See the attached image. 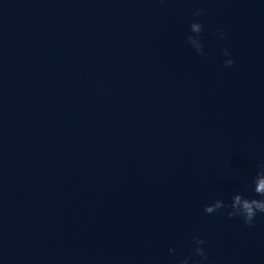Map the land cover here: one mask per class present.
Wrapping results in <instances>:
<instances>
[{"label": "water", "instance_id": "water-1", "mask_svg": "<svg viewBox=\"0 0 264 264\" xmlns=\"http://www.w3.org/2000/svg\"><path fill=\"white\" fill-rule=\"evenodd\" d=\"M262 162L264 0H0V192L53 264H264V214L204 212Z\"/></svg>", "mask_w": 264, "mask_h": 264}, {"label": "clouds", "instance_id": "clouds-1", "mask_svg": "<svg viewBox=\"0 0 264 264\" xmlns=\"http://www.w3.org/2000/svg\"><path fill=\"white\" fill-rule=\"evenodd\" d=\"M202 13L201 9H196L193 12L194 17L200 16ZM189 30L192 35L187 36L186 43L191 45L198 55H207L203 51V47L200 41V34L204 31L203 25L198 21L194 20L189 25ZM216 33L223 38V33L221 29H216ZM222 53L225 57L229 56L228 50L222 49ZM225 67H230L234 64V60L231 58L225 59L223 61ZM252 191L255 193L257 198H248L240 193H235L231 197V203L226 204L221 199L214 200L211 204L204 207V212L206 214H213L219 212L221 209H230L227 211V217L229 219L240 217L246 226H253L254 220L258 213L264 214V162L257 165V171L255 176L252 178ZM192 243L195 245L193 249V255L198 256L200 261H207L208 256L204 251L205 240L197 236L192 237ZM172 249H169L171 252ZM198 264L195 259L191 257H185L178 261V264Z\"/></svg>", "mask_w": 264, "mask_h": 264}]
</instances>
